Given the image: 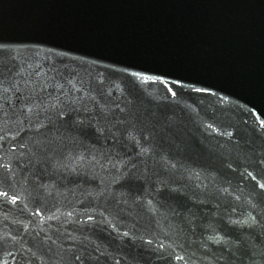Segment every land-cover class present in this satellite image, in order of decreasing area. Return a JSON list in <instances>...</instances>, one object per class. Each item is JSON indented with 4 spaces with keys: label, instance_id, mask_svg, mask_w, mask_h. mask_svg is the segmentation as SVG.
Here are the masks:
<instances>
[{
    "label": "water",
    "instance_id": "obj_1",
    "mask_svg": "<svg viewBox=\"0 0 264 264\" xmlns=\"http://www.w3.org/2000/svg\"><path fill=\"white\" fill-rule=\"evenodd\" d=\"M262 124L264 0H0V264H264Z\"/></svg>",
    "mask_w": 264,
    "mask_h": 264
},
{
    "label": "snow or ice",
    "instance_id": "obj_2",
    "mask_svg": "<svg viewBox=\"0 0 264 264\" xmlns=\"http://www.w3.org/2000/svg\"><path fill=\"white\" fill-rule=\"evenodd\" d=\"M197 91H201L200 89H197ZM262 127H264V124H262ZM251 175V174H249ZM260 187L264 189V184H261ZM0 195L7 196V193H0Z\"/></svg>",
    "mask_w": 264,
    "mask_h": 264
}]
</instances>
